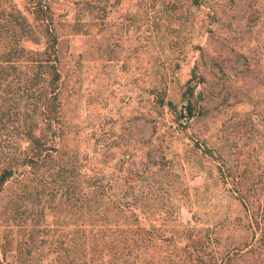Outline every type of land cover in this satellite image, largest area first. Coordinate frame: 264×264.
Wrapping results in <instances>:
<instances>
[{"label":"rangeland","instance_id":"374dc122","mask_svg":"<svg viewBox=\"0 0 264 264\" xmlns=\"http://www.w3.org/2000/svg\"><path fill=\"white\" fill-rule=\"evenodd\" d=\"M10 2L32 17L26 0L0 1ZM47 4L58 36L59 173L50 164L42 178L5 182L0 238L26 261L76 264L77 200L87 194L103 214H118L119 201L160 229V246L134 264H264V0ZM13 78L0 71V163L23 122ZM90 256L130 264L101 245Z\"/></svg>","mask_w":264,"mask_h":264},{"label":"trees","instance_id":"16d2710c","mask_svg":"<svg viewBox=\"0 0 264 264\" xmlns=\"http://www.w3.org/2000/svg\"><path fill=\"white\" fill-rule=\"evenodd\" d=\"M47 1L26 0L31 18H26L11 2L7 3L9 9L0 3V15L6 14L9 18L6 20V16H0V71L10 69L11 73H14V91L11 90V93L15 94L17 99L15 113L16 116H23V122L19 120L20 125H16L17 132L11 140V148L14 151L10 154V160L0 163V190L5 182L14 176L42 178L50 164H55L56 173H59L60 151L53 145L57 136L53 122L58 121L59 117L55 108L58 98L57 82L60 79L57 67L58 36L53 28L51 9ZM24 40L32 43L42 42L43 46L30 50L23 45ZM185 95H193V86H189ZM190 106L189 100L184 107L189 113ZM32 116L35 119L37 117L36 121L43 125L45 131L41 132L34 120L27 123V119L33 118ZM36 129L39 130L38 133ZM77 202L79 214L76 217V246L79 257L76 264H90L92 244L110 248L115 262L130 264L139 260L140 254L143 257L148 248L160 246L163 239L160 229L152 222H149L150 228L143 227L138 223V216L124 213L119 201V212L113 216L101 213V201L94 200L87 194L80 196ZM173 221L175 226L178 225ZM97 223L102 228H99ZM256 223L259 227L260 222L256 220ZM170 238L176 240L174 236ZM131 245L140 251L135 253ZM9 247V242L0 238V264H42L33 260L26 261L21 247L18 246L14 250ZM27 254H31V251ZM142 257L140 260L144 259Z\"/></svg>","mask_w":264,"mask_h":264}]
</instances>
